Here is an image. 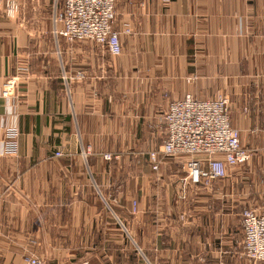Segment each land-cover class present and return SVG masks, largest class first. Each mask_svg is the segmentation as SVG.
<instances>
[{"label": "crops", "instance_id": "0c3cea01", "mask_svg": "<svg viewBox=\"0 0 264 264\" xmlns=\"http://www.w3.org/2000/svg\"><path fill=\"white\" fill-rule=\"evenodd\" d=\"M63 4L23 0L19 20L0 8V84L20 78L0 95V264L29 251L48 264H264L242 253L241 217L264 206V0H117L120 55L55 33ZM186 94L227 95L253 150L207 189L185 180L187 156L158 173L149 162Z\"/></svg>", "mask_w": 264, "mask_h": 264}, {"label": "built area", "instance_id": "2783aa9c", "mask_svg": "<svg viewBox=\"0 0 264 264\" xmlns=\"http://www.w3.org/2000/svg\"><path fill=\"white\" fill-rule=\"evenodd\" d=\"M23 0H0L7 17L19 20ZM117 0H64L62 8L53 12L55 33L69 42L93 41L104 45L111 54L122 53L121 32L114 27ZM126 29V32H130ZM19 76L7 78L0 84V95L7 101L15 95ZM166 137L163 143L149 152L152 170L158 173L162 159L187 156L184 162L185 180L201 189L209 188L216 179H223L229 167L251 160L253 150L241 142V132L232 123L229 97L221 95L200 99L193 94L169 102L164 117ZM18 131L10 128L5 153L17 150ZM56 155H62L57 151ZM106 159L119 155L106 153ZM138 212L133 201L132 213ZM243 223V255L253 263H264V206L247 207L241 213ZM27 264H47L34 254L26 256ZM83 264H88L87 262Z\"/></svg>", "mask_w": 264, "mask_h": 264}, {"label": "rangeland", "instance_id": "374dc122", "mask_svg": "<svg viewBox=\"0 0 264 264\" xmlns=\"http://www.w3.org/2000/svg\"><path fill=\"white\" fill-rule=\"evenodd\" d=\"M62 0H57V4L59 5V3L61 2ZM53 3V2H52ZM54 4V3H53ZM51 9V10H50ZM50 9H48L49 10V14H51V11H52V6H51V8ZM224 96H227V95H224ZM228 97V96H227ZM210 99H212V98H210ZM230 100V99H229ZM242 247H243V244H242ZM242 252H243V249H242ZM28 254H34L33 252H31V251H29V253ZM35 255V254H34ZM36 256V255H35ZM37 257H39V256H37ZM41 258V257H40ZM45 260V259H44ZM46 261V260H45ZM88 264H91L90 262H88V261H86ZM46 263H47V261H46ZM48 264V263H47Z\"/></svg>", "mask_w": 264, "mask_h": 264}]
</instances>
